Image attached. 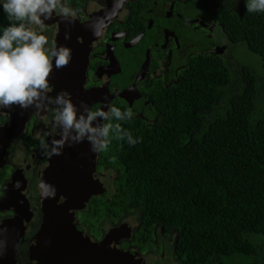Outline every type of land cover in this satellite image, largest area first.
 Listing matches in <instances>:
<instances>
[{
	"label": "trees",
	"instance_id": "obj_1",
	"mask_svg": "<svg viewBox=\"0 0 264 264\" xmlns=\"http://www.w3.org/2000/svg\"><path fill=\"white\" fill-rule=\"evenodd\" d=\"M245 2L219 0L226 58L193 56L177 86L160 92L153 125L121 124L141 141L98 152L120 169L111 205L176 227L184 264H264V13ZM8 23L0 9V28Z\"/></svg>",
	"mask_w": 264,
	"mask_h": 264
},
{
	"label": "flooded vegetation",
	"instance_id": "obj_2",
	"mask_svg": "<svg viewBox=\"0 0 264 264\" xmlns=\"http://www.w3.org/2000/svg\"><path fill=\"white\" fill-rule=\"evenodd\" d=\"M68 3L76 11V17L71 20L73 23L57 15L46 21L50 42L56 41L59 30L61 33L70 27L71 33H75L84 27L86 34L77 49L89 43L90 50L82 90L88 93L103 82H115L131 70L135 77L131 100L116 97L111 105L116 102L121 109L131 107L136 113L131 120L148 125L158 119L156 102L160 92L177 86L193 56L226 58L232 48L219 29V0H68ZM221 49L222 53H216ZM51 89L49 98L54 96ZM41 103V107L0 109V133L15 124L19 115L30 114L19 135L11 141L0 166V223L7 220L14 223L11 236H15L17 264H45L33 256L32 247L37 244L44 221L40 183L49 156L41 148V139L46 138L48 143L53 139L49 133L53 131L55 105ZM95 172L100 177L99 193L92 194L83 205L78 201L74 208L68 209L66 217L75 220L90 243H100L108 236L110 241L96 250L99 254L95 258L85 257L75 264H184L177 250L176 227L160 224L139 208L125 206L128 204L111 205L119 194V167L102 164L97 152ZM11 194L23 206L20 214L14 207H7L10 202L5 197ZM96 200L104 204L96 207ZM63 202L61 198L57 207Z\"/></svg>",
	"mask_w": 264,
	"mask_h": 264
},
{
	"label": "clouds",
	"instance_id": "obj_3",
	"mask_svg": "<svg viewBox=\"0 0 264 264\" xmlns=\"http://www.w3.org/2000/svg\"><path fill=\"white\" fill-rule=\"evenodd\" d=\"M245 7L249 13H264V0H246ZM0 9L9 21L0 28V109L41 107V102L54 104L53 131L49 133L53 139L51 143L41 139V148L49 158L60 155L69 142L87 141L90 151L97 153L108 149L113 140L125 141L129 146L141 141L142 138L134 137L121 126L136 115L131 107L121 109L111 105L107 111L91 110L86 105L78 108L65 91L49 98L50 73L54 67L62 68L69 63L72 50L50 42L45 22L54 15L75 19L76 11L68 0H0ZM43 195L54 198L55 187L46 185Z\"/></svg>",
	"mask_w": 264,
	"mask_h": 264
},
{
	"label": "water",
	"instance_id": "obj_4",
	"mask_svg": "<svg viewBox=\"0 0 264 264\" xmlns=\"http://www.w3.org/2000/svg\"><path fill=\"white\" fill-rule=\"evenodd\" d=\"M92 20H95L94 16H92ZM69 22L72 21L69 20ZM81 28L79 32L71 33L72 28L67 27L61 33L59 30L56 35V45L69 47L72 50V58L65 67H54L50 73L48 79L53 88V98L57 93L65 91L70 93L72 102L78 108L81 105H86L91 110L103 108L105 111L116 97L130 101L131 92L134 91L131 83L135 79L131 70L128 74L125 73L122 79L115 82L108 84L103 82L101 87L88 93L82 90V79L86 73L90 44L84 43L78 51L77 45L86 34V29ZM66 35L69 38L66 39ZM58 38L59 43L57 44ZM222 51L221 49L216 53H222ZM29 115L27 112L22 116L19 115L20 117H17L15 124L11 123V127H6L1 131L0 166L7 148H9L11 141L19 135L22 127L29 119ZM96 157L97 153L91 152L88 142L84 141L79 144L69 142L60 155L49 158L43 180L40 183L44 221L37 244L32 247L33 256L40 259L41 262L43 261L45 264L57 262L75 264L85 257L93 259L99 254L96 250L110 241L108 236L100 243H90L83 231L76 225L75 220L71 221L68 218L69 215L66 217L68 209L74 208L78 201L81 200L83 205L92 194L99 193L100 177L95 172ZM46 185L55 187L56 195L54 198H46L43 195L46 191ZM79 194L81 195L79 196ZM61 198L64 199V202L60 207H57ZM5 201L10 202L7 207H14L18 214L21 213L23 206L13 194L7 195ZM13 230L14 223L12 221L7 220L0 223V264H17L15 261V236H11Z\"/></svg>",
	"mask_w": 264,
	"mask_h": 264
},
{
	"label": "rangeland",
	"instance_id": "obj_5",
	"mask_svg": "<svg viewBox=\"0 0 264 264\" xmlns=\"http://www.w3.org/2000/svg\"><path fill=\"white\" fill-rule=\"evenodd\" d=\"M219 29H221V27H219ZM221 32H222V34L224 35V33H223V31H222V29H221ZM222 35V36H223ZM224 37V36H223ZM226 39V38H225ZM238 50H239V53H240V56H241V58H242V56H245L244 54L246 53L245 52V50L243 49V47H239V48H237ZM237 49H235V50H237ZM238 53V52H237ZM104 69V68H103ZM102 69V70H103Z\"/></svg>",
	"mask_w": 264,
	"mask_h": 264
}]
</instances>
